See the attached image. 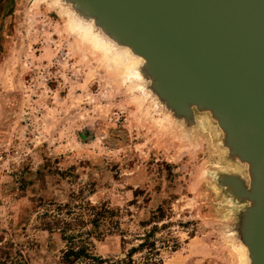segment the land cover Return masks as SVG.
I'll return each instance as SVG.
<instances>
[{
	"label": "rangeland",
	"instance_id": "374dc122",
	"mask_svg": "<svg viewBox=\"0 0 264 264\" xmlns=\"http://www.w3.org/2000/svg\"><path fill=\"white\" fill-rule=\"evenodd\" d=\"M66 22L49 2L0 0L1 243L22 248L30 264H55L64 243L37 213L79 198L121 209L125 249L161 208L167 217L151 238L158 264H238L233 225L244 204L209 171L211 135L196 141L189 127L166 122ZM168 236L175 251L159 242ZM93 244L107 264H128L117 234Z\"/></svg>",
	"mask_w": 264,
	"mask_h": 264
},
{
	"label": "water",
	"instance_id": "95a60500",
	"mask_svg": "<svg viewBox=\"0 0 264 264\" xmlns=\"http://www.w3.org/2000/svg\"><path fill=\"white\" fill-rule=\"evenodd\" d=\"M149 60L172 101L216 106L260 167L245 242L264 264V0H85Z\"/></svg>",
	"mask_w": 264,
	"mask_h": 264
},
{
	"label": "bare ground",
	"instance_id": "6f19581e",
	"mask_svg": "<svg viewBox=\"0 0 264 264\" xmlns=\"http://www.w3.org/2000/svg\"><path fill=\"white\" fill-rule=\"evenodd\" d=\"M54 6L67 19L66 29L80 44L100 55L99 62L116 73L142 97L151 98L165 111V121L177 122L191 129V137L198 141L204 133L212 137L216 163H211L216 185L227 195L244 204L233 225L240 238L236 254L238 264H254L252 251L245 242L249 217L259 201L255 198L260 183V167L252 157H245L232 142L233 126L223 122L216 106L189 100L184 105L172 101L164 92L152 71L148 58L125 37L101 19L85 0H40ZM119 81V80H118ZM211 166V165H209Z\"/></svg>",
	"mask_w": 264,
	"mask_h": 264
},
{
	"label": "trees",
	"instance_id": "16d2710c",
	"mask_svg": "<svg viewBox=\"0 0 264 264\" xmlns=\"http://www.w3.org/2000/svg\"><path fill=\"white\" fill-rule=\"evenodd\" d=\"M40 208L41 211L37 213L40 227L50 233L57 232L64 243L55 264H107L94 253L93 240L100 241L110 234L120 237L123 249L130 244L126 239V230L121 228V209L112 208L108 203L93 204L87 199L72 198L66 203H43ZM165 216L159 208L148 222L151 229L143 236L135 235L133 241L139 243L125 249L128 264H158L161 261L157 242L151 240L158 228L152 224H156L155 220L163 222ZM164 227L165 225H161V228ZM159 242L173 251L178 247L177 239L171 236L161 238ZM16 246L11 241L5 244L0 241V264H30L29 256H26L22 248L17 249ZM137 254L143 255L142 263L134 261Z\"/></svg>",
	"mask_w": 264,
	"mask_h": 264
}]
</instances>
